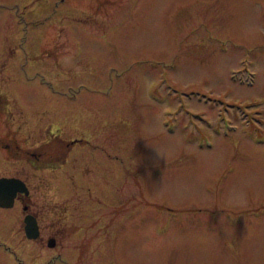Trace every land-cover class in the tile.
<instances>
[{"label": "rangeland", "instance_id": "374dc122", "mask_svg": "<svg viewBox=\"0 0 264 264\" xmlns=\"http://www.w3.org/2000/svg\"><path fill=\"white\" fill-rule=\"evenodd\" d=\"M2 177L0 264H264V0H0Z\"/></svg>", "mask_w": 264, "mask_h": 264}, {"label": "water", "instance_id": "95a60500", "mask_svg": "<svg viewBox=\"0 0 264 264\" xmlns=\"http://www.w3.org/2000/svg\"><path fill=\"white\" fill-rule=\"evenodd\" d=\"M29 190L26 187L25 182L18 178H0V207L12 208L15 205L16 198L19 194L28 195ZM26 234L28 238L35 239L38 236V224L37 220L31 215L26 216ZM54 242L51 241L50 247H54Z\"/></svg>", "mask_w": 264, "mask_h": 264}, {"label": "flooded vegetation", "instance_id": "af4514ba", "mask_svg": "<svg viewBox=\"0 0 264 264\" xmlns=\"http://www.w3.org/2000/svg\"><path fill=\"white\" fill-rule=\"evenodd\" d=\"M11 141H7V144L6 145H4V149H6V150H9L10 152H14V150H13V148H12V146H11V143H10ZM17 145V143H15V147L16 148H14V149H16V150H18V149H20L19 148V145L18 146H16ZM14 153H16V152H14ZM26 153V152H25ZM84 153V152H83ZM17 154H19V153H17ZM47 154H46V152H45V150H43V152L42 153H40V154H37L36 155V157H38L39 158V163L37 162V160H36V162L40 165V169L42 170V171H44V169H48V165H44V164H48L50 161L49 160H44V158L45 159H48L47 158V156H46ZM17 156V155H16ZM37 158V159H38ZM42 162H43V165H42ZM64 163V162H63ZM36 166H37V164H36ZM50 166V165H49ZM16 178H18V177H16ZM18 179H20V178H18ZM20 180H22L23 182H25L26 183V185H27V188L29 189V187H28V183H27V181L26 180H23V179H20ZM29 195H24V194H20V195H18L17 196V198H16V201H15V204H16V202H18V201H20V202H22V204H23V209H24V212H25V214H27V215H31L33 218H35L36 220H37V224H38V228H39V231H38V236H37V238H35V239H31V238H28V236H27V234H26V229H25V227H26V223H25V227H24V231H25V239H27L26 241L28 242V244H30V245H36L37 244V241L38 240H42V239H44V238H42V235H43V228H41V219L39 218V216H37V214L35 215V214H33V212H32V209H31V203H30V199H29V197L31 196V190L29 189ZM30 200V201H29ZM14 207H15V205H14ZM14 207H12V208H14ZM12 208H10V209H12ZM0 209H2L1 207H0ZM4 209V208H3ZM26 215V216H27ZM26 216H25V218H26ZM25 221H26V219H25ZM18 233H19V231H18ZM9 234H11L12 236H15V235H17V233H14V232H10ZM51 241H53L54 242V247L53 248H51L50 247V243H51ZM57 246V239L56 238H50L49 240H48V246L47 247H49V248H51V249H55V247ZM53 251V250H52Z\"/></svg>", "mask_w": 264, "mask_h": 264}, {"label": "clouds", "instance_id": "9594fccd", "mask_svg": "<svg viewBox=\"0 0 264 264\" xmlns=\"http://www.w3.org/2000/svg\"><path fill=\"white\" fill-rule=\"evenodd\" d=\"M234 202L237 203V204H241V203L245 202L243 192H240L239 198L236 201H234Z\"/></svg>", "mask_w": 264, "mask_h": 264}, {"label": "bare ground", "instance_id": "6f19581e", "mask_svg": "<svg viewBox=\"0 0 264 264\" xmlns=\"http://www.w3.org/2000/svg\"><path fill=\"white\" fill-rule=\"evenodd\" d=\"M214 147V146H213Z\"/></svg>", "mask_w": 264, "mask_h": 264}]
</instances>
